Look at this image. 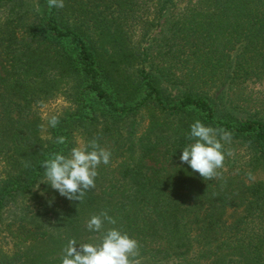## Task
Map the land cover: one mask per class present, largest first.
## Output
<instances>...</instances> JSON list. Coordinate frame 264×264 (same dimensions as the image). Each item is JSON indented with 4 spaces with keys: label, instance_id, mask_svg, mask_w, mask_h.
Wrapping results in <instances>:
<instances>
[{
    "label": "trees",
    "instance_id": "16d2710c",
    "mask_svg": "<svg viewBox=\"0 0 264 264\" xmlns=\"http://www.w3.org/2000/svg\"><path fill=\"white\" fill-rule=\"evenodd\" d=\"M144 6L155 29L145 51L166 43L182 64L181 91L164 84L171 68L153 72V55L142 56L150 70L126 83L119 73L122 54L130 57L125 47L102 50L113 35L123 40L117 22ZM70 77L78 83L74 109L44 130L37 108ZM248 83L264 86V0H64L59 9L47 0H0V210L31 193L44 177L42 162L65 155L81 129L100 126L87 135L102 148L121 137L112 148L113 179L95 178L81 203L59 200L69 220L64 236L40 227L26 239L21 231L22 244L0 250V264H61L70 238L101 239L86 222L102 211L116 220L104 230L138 242L139 261L214 264L226 256L227 264H264V183L247 175L264 165V108ZM196 120L233 134L225 148L235 156H226L219 179L204 180L179 159ZM59 136L65 144L55 143ZM51 243L50 252H38Z\"/></svg>",
    "mask_w": 264,
    "mask_h": 264
},
{
    "label": "rangeland",
    "instance_id": "374dc122",
    "mask_svg": "<svg viewBox=\"0 0 264 264\" xmlns=\"http://www.w3.org/2000/svg\"><path fill=\"white\" fill-rule=\"evenodd\" d=\"M27 5L29 7V11L32 9V5L34 3L28 2ZM149 6V5H147ZM147 6H144L141 11H137L134 7V11H131L128 14L127 19L122 22L120 25V21L117 22V30L120 33H123V40L119 39L118 37L112 36L113 42L107 44L104 42L103 49L110 53L113 51H119L120 48L123 49L125 47L126 53L130 54L129 58H126L122 54V59L120 61L119 73L122 75V78L126 83H129L142 68H145L146 71H149L151 65L147 64L144 61L142 62V56L145 52L148 53L149 57L153 55L152 63L156 64V67L153 68V72L156 74V69L160 68H171V77L165 81V86L170 85V88L173 92H178L183 90V85L178 84L179 79H175L176 76L182 72L181 62L178 60H174L172 55L167 50L166 43L164 41L153 42L151 50L145 51L149 44L152 43V36L155 29L151 27L149 22L152 19V16L147 19V15L150 13L147 11ZM145 11V13H143ZM148 12V14L146 13ZM113 18H109V21L113 23ZM121 26V27H120ZM147 31V34L144 32ZM98 33V31H97ZM168 37V35H167ZM166 37V38H167ZM187 64V65H186ZM186 67H192L190 63H187L185 60ZM199 70V66L197 67ZM212 69L209 70V73ZM159 73L157 72V75ZM168 74V73H167ZM204 81L206 79H203ZM251 86L246 84L245 86ZM78 83L74 77L67 78L62 84L61 89L57 93L55 97L49 99L47 101L42 102L39 107L37 108V116L39 118L40 123L43 125V129H47L48 126V118L52 115L62 116L71 112L74 109V97L75 92L77 90ZM253 86H251L252 88ZM252 100H256V98L262 99L261 106L264 108V86L255 85L252 89ZM250 106L255 108L254 103H250ZM132 122H128L127 124L118 128V131L121 133V136L126 135L127 132L129 133V127L131 126ZM144 121H141V125L136 128V134H139L138 131L143 127ZM101 128L100 126H89L88 129L80 130L74 137L72 141V146L65 154V156L70 154V151L74 147H82L87 145L90 140L88 133H94L93 131ZM95 133L93 134V136ZM116 135V134H115ZM120 136L116 135L114 137V142H110V140L103 146V148L107 149L111 153L110 162L108 165L101 164L97 168V179L102 182L103 177H108V181L113 179L112 176L113 172V162L111 161L112 155H114V150L118 144ZM123 139V138H122ZM243 155L244 152H242ZM247 163L249 162L248 157H244ZM112 164V165H111ZM247 170H250L248 167ZM254 180L262 181L264 183V165H259L252 174ZM61 195L57 194L56 190L52 189L51 186L48 184V181L44 175V177L37 183L31 190V193H22L20 196L13 197L10 202L0 210V250L1 252H11L14 250L15 246H20L21 238L20 233L24 231L26 234V239L28 238L27 234H31L32 231L35 229L41 230V228H49L55 232V238L58 235L64 236L63 229L66 227L67 221L62 217L61 210L59 209V200L61 199ZM63 198V197H62ZM231 212H229L230 214ZM237 217V214H235ZM37 225V226H36ZM36 226V227H35ZM264 226V225H262ZM41 227V228H40ZM62 232V233H60ZM84 243L90 244H99L100 240H92L90 239L88 234L85 236ZM98 236L95 235V238ZM72 239V238H70ZM92 240L88 242V240ZM79 245V243H77ZM55 247L53 243L46 245L45 247L40 246L38 252L40 250H46L50 252V248ZM78 247V246H77ZM227 257L222 256L219 259H216L214 264H227ZM139 264H173V263H154L148 260H141ZM239 264H247L246 262H242Z\"/></svg>",
    "mask_w": 264,
    "mask_h": 264
},
{
    "label": "clouds",
    "instance_id": "9594fccd",
    "mask_svg": "<svg viewBox=\"0 0 264 264\" xmlns=\"http://www.w3.org/2000/svg\"><path fill=\"white\" fill-rule=\"evenodd\" d=\"M47 3L50 9L64 7V0H47ZM36 11H39L38 5ZM47 123L49 127L55 128L59 124V116L52 115ZM232 136L231 132L223 128L205 126L196 120L191 124L187 136L192 142L183 148L179 159L199 173L204 180L219 179L221 172L218 170L224 168L226 156H235L232 149L225 148V144L232 142ZM65 142L64 136L55 140V143L61 145ZM110 158V151L100 147L97 140L93 139L85 146L72 148L67 156L52 153L42 162L41 167L52 189L70 201L81 203L86 192L96 186L97 168L101 164L108 165ZM247 175L249 179L252 178L251 172ZM105 222L109 225L116 224V220L106 211L92 215L86 222V228L90 232L102 233L99 244L78 245L74 238L69 239L63 249L61 264H139L138 242L118 228L104 230Z\"/></svg>",
    "mask_w": 264,
    "mask_h": 264
}]
</instances>
